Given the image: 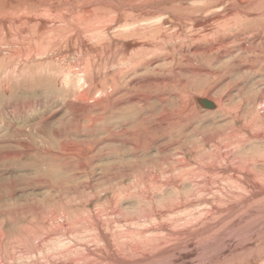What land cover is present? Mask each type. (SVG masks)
Listing matches in <instances>:
<instances>
[{
	"label": "rangeland",
	"instance_id": "obj_1",
	"mask_svg": "<svg viewBox=\"0 0 264 264\" xmlns=\"http://www.w3.org/2000/svg\"><path fill=\"white\" fill-rule=\"evenodd\" d=\"M199 2L189 1L187 8H197ZM199 14L194 12L191 16L199 18ZM240 26L209 39L216 43L210 59L206 51L200 50V55L194 56L191 50L210 49L205 39H180L176 43L168 38L162 43V50L152 45L151 57L161 60L158 67L152 68L167 72L154 77L173 75L175 87L171 85L166 91L155 87L132 91L130 94H152L151 100H145L143 110L133 106L131 96L124 94L107 101L106 96L112 91L109 87L105 94L81 97L84 89L74 91L73 85L68 88L57 73L54 74L60 79L48 72L40 76L36 70L37 76L35 69L27 67V71L10 73L11 80L9 76L7 81L1 77L5 83L0 82V264H264V184L258 177L264 175V157L258 156L264 153V131L249 125L256 112L264 114V57L259 56L264 49L245 51L242 45L250 46L253 36L242 30L254 23ZM257 45L259 42L251 46ZM181 49L183 55H192L189 59L193 68L178 62ZM117 53L106 55L99 50L90 56H96L93 61L100 65L95 70L98 88L106 87L111 77L122 70ZM167 53L176 59L172 66L171 59L165 60ZM181 67L200 75L181 71ZM3 72L0 70V76ZM158 95L173 101L167 104L171 116L177 117L186 105L188 113L182 118L186 129H181L184 132L180 126L176 130L159 128L163 117L159 115ZM205 98L216 104V110L221 103L225 112L203 108L198 99ZM82 108L85 111L80 116L72 115ZM243 127L239 136L237 131ZM147 135L149 138L143 141ZM175 162L190 166L183 174L191 180L184 179V171L172 169ZM196 172L202 176L197 178ZM247 173L251 175L249 192L237 185ZM232 207L238 210L232 212ZM201 210L206 211L202 214ZM152 238L157 241L154 243ZM140 239L143 240L139 242ZM164 252L176 257L166 260V256L160 257Z\"/></svg>",
	"mask_w": 264,
	"mask_h": 264
},
{
	"label": "bare ground",
	"instance_id": "obj_2",
	"mask_svg": "<svg viewBox=\"0 0 264 264\" xmlns=\"http://www.w3.org/2000/svg\"><path fill=\"white\" fill-rule=\"evenodd\" d=\"M189 1H198V0H0V70L4 71L0 76L4 79V81L9 80L10 73L20 72V70L24 71L29 67L30 69H35L37 73L41 76L43 73L48 72V74H53L56 78H58L57 74H60V78L64 82V85L68 88L70 86H74L73 90L82 89V95L78 92L81 97H91L95 94H105L109 88H111V94H108V99H112L114 96L125 95L131 96V101L134 102L133 106H138V108L143 110L145 100L149 101L152 99V94H130L132 91L137 93L146 87L151 88H160L163 91L168 90V88L173 85L170 75L165 78L154 77L158 75H162L166 71L162 73L160 69H154L161 64V60H158L157 57H151L153 54L151 46L158 48V50L163 49L162 43L166 41L168 38L173 41L182 40L186 42L187 40L191 41H200L205 39L209 42L210 49H204L201 47L192 48L194 56L200 55V50L206 51L209 53V59L211 55H213V51L215 50V42L213 40H209L211 37L218 36L220 33L229 30L231 27L237 25H244L249 23H254L253 27H245L242 30L243 34H252L253 43L259 42V45L252 47H245L242 45V48L245 51H260L264 49V0H200V6L197 5V8L193 5L187 8ZM197 3V2H196ZM191 4V3H190ZM140 6H143L140 8ZM199 7V8H198ZM199 14V18H195L191 16V14ZM197 17V16H196ZM241 27V26H240ZM243 27V26H242ZM223 38V37H222ZM231 38V37H230ZM247 38V37H246ZM229 39V38H228ZM239 39V38H238ZM180 40V42H181ZM218 40V39H217ZM234 40V39H233ZM250 40V38H249ZM248 40V41H249ZM176 41V43H177ZM219 41V40H218ZM223 41V40H222ZM232 41V40H231ZM247 41V42H248ZM251 41V40H250ZM172 42V41H171ZM160 43V44H158ZM166 43V42H165ZM224 43V41H223ZM242 43V42H241ZM261 43V45H260ZM171 44V43H170ZM167 45V44H166ZM170 46V45H169ZM222 46V45H221ZM175 47V46H174ZM178 47V46H177ZM169 48V47H168ZM191 48V47H189ZM188 48V49H189ZM226 48V47H225ZM238 48V47H237ZM178 49V48H177ZM222 49V48H221ZM228 49V48H227ZM230 49V48H229ZM99 50L108 54H119L121 58L118 62L121 61L122 70L118 72L116 75L114 74L106 87L98 88L99 84L97 82V76L95 74V70H97L98 66L93 61L96 56H90L92 53H98ZM190 50V51H191ZM239 50V49H238ZM181 51L179 54L178 62H182L186 65H192V60L189 57H192L191 53L186 56L183 55V49L178 50ZM232 51V50H231ZM157 52V51H156ZM159 53V52H158ZM157 53V55H159ZM161 53V52H160ZM204 54V53H203ZM211 54V55H210ZM227 54V53H226ZM225 54V55H226ZM252 54V53H251ZM171 55V54H170ZM167 53L165 54V60L171 59L169 62L170 66L176 62L174 56L170 57ZM259 55V54H258ZM218 56V55H217ZM254 56V55H253ZM262 58L264 54L259 55ZM103 57V55H102ZM221 57V56H220ZM227 57V56H226ZM115 58V57H114ZM194 58V57H193ZM251 58V57H250ZM259 58V57H258ZM99 59V58H98ZM109 59V58H108ZM252 59V58H251ZM261 59V58H259ZM203 61V60H202ZM257 61V60H256ZM108 62V61H107ZM254 62V61H252ZM114 62H112L113 64ZM166 63V62H165ZM101 64V63H100ZM105 64V63H104ZM159 64V65H158ZM106 65V64H105ZM109 65V64H108ZM181 65V64H180ZM189 65V67H190ZM231 65V64H230ZM103 66V65H102ZM116 66V65H115ZM119 66V65H118ZM154 66V68H152ZM167 66V64H166ZM161 67V66H160ZM163 67V66H162ZM193 68V65L191 66ZM252 67V66H251ZM22 68V69H21ZM28 68V69H29ZM74 68L80 69V71H74ZM119 68V67H118ZM121 68V67H120ZM171 68V67H170ZM175 68V67H174ZM183 69V67H181ZM195 68V67H194ZM115 69V68H114ZM172 69V68H171ZM189 69V68H188ZM187 69V70H188ZM99 70V69H98ZM168 70V69H167ZM180 70V69H179ZM183 69L181 71L191 72L194 75H200L197 71ZM39 71V72H38ZM107 71V70H105ZM143 71V75L141 72ZM229 71V70H228ZM31 72H33L31 70ZM104 72V71H103ZM161 72V73H160ZM169 73H174L172 70H168ZM176 72V71H175ZM179 72V71H178ZM5 73V74H4ZM22 73V72H21ZM20 73V74H21ZM57 73V74H54ZM100 73V70H99ZM107 73V72H106ZM168 73V74H169ZM177 73V72H176ZM17 74V73H16ZM15 74V75H16ZM30 74V72H29ZM27 74V75H29ZM98 74V73H97ZM149 74V75H148ZM167 74V72L165 73ZM4 75H7V77ZM14 75V74H13ZM37 75V74H36ZM37 75V76H39ZM184 75V74H183ZM186 75V74H185ZM184 75V76H185ZM9 76V78H8ZM26 76V74H25ZM101 76V75H100ZM106 76V75H105ZM165 76V75H164ZM181 78L179 75H176ZM188 76V75H187ZM17 77V76H16ZM20 77V76H19ZM24 77V76H23ZM50 77V76H49ZM210 77V76H209ZM58 78V79H60ZM100 78V77H99ZM174 78V77H173ZM175 78V80H176ZM14 79V78H13ZM11 80V78H10ZM34 80V79H33ZM180 80V79H178ZM176 80V81H178ZM182 80V79H181ZM184 80V79H183ZM222 80V79H221ZM2 82L3 84L5 82ZM198 81V80H197ZM181 82V81H180ZM179 82V83H180ZM178 83V84H179ZM177 84V85H178ZM56 85V84H55ZM204 85V83H203ZM2 86V85H1ZM7 86V85H6ZM60 86V85H59ZM181 86V85H180ZM219 86V85H218ZM9 87V86H8ZM109 87V88H108ZM175 87V85H173ZM178 87V86H176ZM2 88V87H1ZM7 89V88H5ZM72 89V88H71ZM176 89V88H175ZM178 89V88H177ZM213 89V88H212ZM180 90V89H178ZM183 90V89H182ZM215 90V89H214ZM263 90V89H262ZM110 91V90H109ZM137 91V92H136ZM189 91V90H188ZM8 92V91H7ZM76 92H74L76 94ZM170 92V91H169ZM196 92V91H195ZM239 92V91H238ZM171 93V92H170ZM189 93V92H188ZM71 94V93H70ZM78 94V95H79ZM164 94V93H163ZM180 94V93H179ZM182 94V93H181ZM184 94V93H183ZM77 95V94H76ZM77 95V96H78ZM123 95V96H124ZM168 95V94H167ZM177 95V94H176ZM203 95V93H202ZM62 96V95H61ZM98 96V95H97ZM100 96V95H99ZM72 97V96H71ZM96 97V96H95ZM204 97V96H203ZM74 98V97H73ZM99 98V97H98ZM124 98V97H123ZM129 98V97H128ZM208 98V97H207ZM219 98V97H218ZM69 99V98H68ZM76 99V96H75ZM88 100V98H86ZM85 99V100H86ZM93 99V98H92ZM101 99V98H100ZM103 99V98H102ZM174 99V98H173ZM181 99V98H179ZM195 99V97H194ZM80 100V99H79ZM78 100V102H79ZM97 100V99H96ZM117 100V99H116ZM176 100V99H175ZM205 100H208L205 98ZM70 102V100H68ZM89 101V100H88ZM94 101V100H93ZM156 101L160 104L161 112L160 116L163 119L159 120V128H169L171 130H176L177 127L180 126L181 130L184 129V123L182 122V118L185 116V113H188L186 105L183 106L182 112L180 114H176L177 117L171 116L167 110V104L173 102L169 98L164 97L163 95H158L156 97ZM183 101V100H182ZM210 101V100H208ZM255 101V100H254ZM81 102V101H80ZM181 102V101H180ZM214 107L216 108V104L210 101ZM250 102V101H249ZM68 102H66L67 104ZM82 103V102H81ZM185 103V102H184ZM259 103V102H258ZM65 104V105H66ZM70 104V103H69ZM75 104V103H74ZM84 104V103H83ZM102 104V103H101ZM150 104V103H149ZM194 104V103H193ZM196 104V103H195ZM81 105V104H80ZM179 105V102H178ZM228 105V104H227ZM73 106V105H72ZM79 106V105H78ZM84 106V105H83ZM87 106V105H86ZM101 106V105H100ZM75 106H73L74 108ZM135 107V108H136ZM173 107V105H172ZM68 108V107H67ZM79 108V107H77ZM75 108V109H77ZM96 108V106L94 107ZM119 108V107H118ZM124 108V107H123ZM156 108V107H154ZM230 108V106H229ZM264 108V107H263ZM150 109V106H149ZM195 109V108H194ZM211 109V110H213ZM220 109V110H219ZM111 110V109H110ZM131 110V109H130ZM216 110V109H215ZM225 112V108L222 107L220 103V107L215 111ZM85 111V108L78 109L77 111H73L72 115L80 116L82 112ZM94 111V110H93ZM113 111V110H112ZM138 111V110H137ZM154 111V110H153ZM173 111V110H172ZM88 112V110H87ZM207 112V111H206ZM220 112V113H221ZM123 113V112H122ZM209 113V112H208ZM215 113V114H216ZM89 114V113H88ZM93 114V113H92ZM117 114V113H116ZM132 114V113H131ZM251 114V113H250ZM256 112V117H254L250 124L256 128H259L260 131L264 129V114H260ZM69 115V113H68ZM87 115V113H86ZM113 115V114H112ZM155 115V114H154ZM151 116L149 119H152ZM158 115V116H159ZM258 115V117H257ZM95 116V115H94ZM86 117V116H85ZM80 118V117H79ZM240 118V116H239ZM99 119V118H96ZM115 119V118H114ZM117 119V118H116ZM187 119V118H186ZM74 121V120H73ZM92 121V120H91ZM101 121V120H100ZM61 122V121H60ZM93 122V121H92ZM106 122V121H105ZM71 123V122H70ZM94 123V122H93ZM156 123V122H155ZM183 123V124H181ZM236 123V122H235ZM246 123V122H245ZM60 124V123H59ZM66 124V123H65ZM69 124V123H68ZM80 124V123H78ZM82 124V123H81ZM107 124V123H106ZM113 124V123H112ZM130 124V122L128 123ZM233 124V123H232ZM76 125V124H75ZM109 125V124H108ZM126 125V123H125ZM236 125V124H235ZM245 125V124H244ZM71 126V125H70ZM96 126V125H95ZM114 126V125H113ZM139 125H137L138 127ZM184 126V127H183ZM229 126V125H228ZM232 126V125H231ZM234 126V125H233ZM248 126V125H247ZM22 127V126H21ZM134 127V126H133ZM151 127V126H150ZM156 127V125H155ZM250 127V126H249ZM53 128V127H52ZM104 128V127H103ZM107 128V127H105ZM110 128V126H109ZM153 129V127H151ZM233 128V127H232ZM244 128V127H243ZM239 131L245 130V128ZM54 129V128H53ZM52 129V130H53ZM94 129V128H93ZM130 129V128H128ZM134 129V128H133ZM132 129V130H133ZM136 129V128H135ZM186 129V128H185ZM231 129V128H230ZM237 129V128H236ZM262 129V132L264 131ZM69 130V129H68ZM77 130V129H76ZM113 130V128H112ZM119 130V129H118ZM27 131V130H26ZM54 131V130H53ZM63 131V130H62ZM66 131V130H65ZM107 131V130H106ZM129 131V130H128ZM183 130H181L182 132ZM232 131V129H231ZM246 131L247 127H246ZM258 131V130H257ZM71 132V130H70ZM73 132V131H72ZM139 132V131H138ZM150 132V131H149ZM179 132V131H178ZM177 132V133H178ZM184 132V131H183ZM236 132V133H237ZM20 133V132H19ZM74 133V132H73ZM109 133V132H108ZM151 133V132H150ZM15 134V133H14ZM42 134V133H41ZM53 134V133H52ZM69 134V133H68ZM128 134V133H127ZM146 134V133H145ZM182 134V133H181ZM261 134V133H258ZM257 134V137L259 136ZM47 135V134H46ZM58 135V134H57ZM232 135V134H231ZM252 135V134H251ZM256 135V134H255ZM95 136V135H94ZM230 136V135H229ZM233 136H237L233 133ZM60 137V136H59ZM139 137V136H138ZM232 137V136H230ZM233 137V138H235ZM238 137V136H237ZM236 137V138H237ZM256 137V136H255ZM45 138V137H44ZM48 138V137H47ZM62 138V137H61ZM132 138V137H131ZM147 135L144 137L143 141L148 139ZM204 138V137H203ZM243 138V137H242ZM248 138V137H247ZM259 138V137H258ZM60 139V138H59ZM125 140V138H124ZM137 140V138H136ZM201 141V139H200ZM239 141V140H238ZM237 141V142H238ZM245 141H247L245 139ZM172 142V141H171ZM242 142V141H241ZM27 143V142H26ZM125 143V142H124ZM235 143V142H234ZM128 144V143H127ZM241 144V143H240ZM244 144V143H243ZM25 145V144H24ZM202 145V144H201ZM200 145V146H201ZM30 148V146H28ZM121 147V146H120ZM138 147V146H137ZM203 147V146H202ZM257 147V146H256ZM255 148V147H254ZM240 149V148H239ZM167 150V149H166ZM261 150V149H260ZM259 150V151H260ZM71 151V150H70ZM131 151V150H130ZM181 151V150H180ZM263 151V150H262ZM261 151V152H262ZM69 152V151H68ZM223 153V152H222ZM259 154V153H258ZM75 155V154H74ZM221 155V154H220ZM218 156V155H217ZM258 156L264 157V153L259 154ZM68 157V156H67ZM76 157V156H75ZM183 157V156H182ZM217 158V157H216ZM252 158V157H251ZM78 159V158H77ZM211 159V158H209ZM248 159V158H247ZM66 160V159H65ZM68 160V159H67ZM149 160V159H148ZM159 160V159H158ZM205 160V159H204ZM183 161V160H182ZM181 161V162H182ZM215 161V160H214ZM213 161V162H214ZM245 161V160H244ZM250 161V160H249ZM252 161V160H251ZM257 161V160H256ZM255 161V162H256ZM181 162H175L173 164L172 169L175 171H184L185 173L189 165L182 164ZM220 162V161H219ZM254 162V163H255ZM262 162V161H261ZM65 163V162H64ZM173 163V162H172ZM240 163V162H239ZM263 163V162H262ZM67 164V162H66ZM65 164V165H66ZM80 164V163H79ZM206 164V163H205ZM228 164V163H227ZM251 164V163H250ZM247 162V165H250ZM253 164V163H252ZM259 164V163H258ZM64 165V167H66ZM71 165V164H70ZM207 165V164H206ZM254 165V164H253ZM252 165V166H253ZM200 166H203L200 165ZM209 166V165H208ZM214 166V165H213ZM190 167V166H189ZM204 167V166H203ZM202 167V168H203ZM239 167V166H238ZM246 167V165H245ZM250 167V166H249ZM254 167V166H253ZM207 168H210L207 167ZM213 168V167H212ZM215 168V167H214ZM225 168V167H223ZM255 168V167H254ZM263 168V167H262ZM67 169V168H66ZM80 169V168H79ZM233 168H231L232 170ZM240 169V167L238 168ZM257 169H259L257 167ZM256 169V170H257ZM172 170V171H173ZM241 170V169H240ZM251 170V169H250ZM253 170V169H252ZM251 170V171H252ZM196 171V170H195ZM198 171V170H197ZM201 171V170H200ZM209 171V170H208ZM223 170L221 169V172ZM227 171V169H226ZM228 171H230L228 169ZM255 170H253L254 172ZM258 171V170H257ZM193 172V169H191ZM190 172V173H191ZM202 172V171H201ZM233 172V171H231ZM259 172V171H258ZM264 172V171H263ZM121 173V172H119ZM155 173V172H154ZM191 173V174H192ZM203 173V172H202ZM229 173V172H228ZM243 174L242 172H240ZM167 174V173H166ZM165 174V175H166ZM169 174V172H168ZM180 174V175H182ZM214 174V172H213ZM223 174V172H222ZM256 174V173H255ZM260 174V173H259ZM262 174V173H261ZM261 176L260 181L264 184V175ZM135 175V174H134ZM175 175V174H174ZM196 177L199 175L196 172ZM201 175V174H200ZM199 175V176H200ZM205 175V174H204ZM210 175V174H209ZM212 175V174H211ZM210 175V176H211ZM227 175V174H224ZM144 176V175H143ZM156 176V175H155ZM184 176V174L182 175ZM193 176V175H192ZM202 176V175H201ZM200 176V177H201ZM207 175H205L206 177ZM188 177V176H186ZM184 176V179L186 178ZM199 177V178H200ZM204 177V178H205ZM215 177V176H213ZM225 177V176H223ZM229 177V175H228ZM153 178V177H152ZM189 178V177H188ZM191 178V177H190ZM189 178V180H191ZM198 178V177H197ZM208 178V177H207ZM210 178V177H209ZM208 178V179H209ZM212 178V177H211ZM216 178V177H215ZM222 178V177H221ZM220 178V180H221ZM236 178V177H235ZM238 178V177H237ZM244 180L237 181L238 188L240 190H249L250 187V178L251 175L244 174L242 177ZM254 178V177H253ZM151 179V178H150ZM183 179V180H184ZM233 179V178H232ZM259 179V178H258ZM144 180V179H143ZM156 180V179H154ZM153 180V181H154ZM188 180V181H189ZM193 180V179H192ZM223 180V179H222ZM229 180V179H228ZM237 180V179H235ZM253 180V179H252ZM168 180H166L167 182ZM185 181V180H184ZM202 181V180H201ZM212 181V179H211ZM210 182V181H209ZM228 182H232L231 180ZM151 182H149L150 184ZM157 183V182H156ZM159 183V182H158ZM181 183V182H180ZM185 183V182H184ZM201 183V182H200ZM214 181H212L213 185ZM254 183V182H253ZM259 183V182H258ZM144 184V183H143ZM148 184V186H149ZM160 184V183H159ZM162 184V183H161ZM232 184V183H228ZM257 184V183H256ZM146 185V184H145ZM142 185V186H145ZM152 185V184H151ZM178 185V184H177ZM181 185V184H180ZM183 185V184H182ZM203 185V184H202ZM206 185V183L204 184ZM210 185V186H211ZM252 186V185H251ZM263 186V185H262ZM261 186V187H262ZM154 187V185H153ZM214 187V186H211ZM231 187V185H230ZM264 187V186H263ZM52 188V187H51ZM143 188V187H142ZM148 188V187H146ZM150 188V187H149ZM156 188V187H155ZM180 188V187H179ZM198 188V187H197ZM210 188V187H209ZM227 188V187H226ZM252 188V187H251ZM212 189V188H211ZM218 189V188H217ZM224 189V188H223ZM257 189V188H256ZM145 190V189H144ZM220 190V189H219ZM228 190V188H227ZM237 190V189H236ZM239 190V191H240ZM258 190H260L258 188ZM257 190V191H258ZM264 190V189H263ZM51 191V190H50ZM49 191V192H50ZM178 191V190H177ZM146 192V191H145ZM150 192V191H149ZM208 192V191H207ZM210 192V191H209ZM213 192V191H212ZM249 192V191H248ZM254 192H256L254 190ZM261 192V191H260ZM206 193V192H205ZM227 193V192H226ZM233 193V190H232ZM236 193V192H235ZM203 194V192H202ZM213 194V193H212ZM244 194V193H243ZM257 194V193H256ZM261 194H264L261 192ZM223 195V194H221ZM227 195V194H226ZM236 195V194H235ZM232 195V196H235ZM252 195V194H251ZM254 195V194H253ZM259 195V194H258ZM257 195V196H258ZM182 196V195H181ZM204 196V195H203ZM207 196V195H205ZM219 196V194H218ZM237 196V195H236ZM249 196V195H248ZM263 196V195H262ZM209 197V196H207ZM205 197V198H207ZM211 197V196H210ZM217 197V196H215ZM214 197V198H215ZM224 197V196H223ZM228 197V196H227ZM226 197V198H227ZM240 197V196H239ZM246 197V196H245ZM254 197V196H253ZM179 198V197H178ZM204 198V199H205ZM236 198V197H235ZM258 198V197H256ZM210 199V198H207ZM216 199V198H215ZM219 198H217L218 200ZM253 199V198H252ZM255 199V198H254ZM259 199V198H258ZM229 200V199H228ZM240 200V198H239ZM243 200V199H242ZM205 201V200H204ZM209 201V200H208ZM219 201H221L219 199ZM231 201V200H229ZM244 201V200H243ZM259 201V200H258ZM207 202V201H206ZM224 202V201H222ZM221 202V203H222ZM238 202V201H237ZM244 204H248L245 203ZM252 202V201H251ZM208 203V202H207ZM215 203V201H214ZM217 203V201H216ZM225 203V202H224ZM228 203V202H226ZM225 203V204H226ZM241 203V200H240ZM250 203V202H249ZM258 203V202H257ZM178 204V203H177ZM210 204V202H209ZM232 204V203H231ZM238 204V203H237ZM242 204V203H241ZM254 204V203H253ZM212 205V204H211ZM210 205V206H211ZM219 205V204H217ZM235 205V204H233ZM179 206V205H178ZM188 206V205H187ZM206 206V205H205ZM214 206V205H212ZM221 206V205H220ZM242 207L241 205H239ZM216 207V206H215ZM248 208H251L247 206ZM179 208V207H178ZM177 208V209H178ZM201 208V207H200ZM206 208V207H205ZM211 208V207H210ZM209 205L207 209H210ZM218 208V207H217ZM216 208V209H217ZM221 208V207H220ZM238 208V207H237ZM236 207L230 208L233 212ZM247 208V209H248ZM255 208V207H254ZM190 209V208H189ZM253 209V208H251ZM260 209V208H259ZM256 210L257 213L260 210ZM192 210V209H191ZM189 210V211H191ZM211 210H214L212 208ZM250 210V209H249ZM173 211V210H172ZM182 211V210H181ZM180 211V212H181ZM204 211V210H203ZM201 210V213L203 212ZM217 211V210H216ZM219 211V209H218ZM246 211V206H245ZM251 211V210H250ZM253 211V210H252ZM251 211V212H252ZM263 211V210H262ZM208 212V210H207ZM214 212V211H212ZM184 213V212H183ZM201 213L199 215H201ZM217 213V212H216ZM221 213V212H220ZM219 213V214H220ZM235 213V212H234ZM248 213V211L246 212ZM254 213V212H253ZM252 213V214H253ZM209 214V213H207ZM238 214V213H236ZM260 214V213H259ZM171 215V214H170ZM195 215V214H194ZM193 215V216H194ZM198 217H201L199 216ZM205 215V214H204ZM213 215V214H212ZM218 215V213H217ZM227 216L229 214H226ZM174 216V214H173ZM179 216V215H177ZM214 216V215H213ZM230 216V215H229ZM252 216V215H251ZM171 217V216H170ZM180 217V216H179ZM203 217V216H202ZM206 217V215H205ZM209 217V216H208ZM221 217L225 216L221 215ZM220 217V218H221ZM232 217V216H231ZM175 218V216H174ZM192 218V217H191ZM195 218V217H194ZM218 218V216H217ZM227 218V217H226ZM230 218V217H229ZM245 218V217H244ZM247 218V217H246ZM196 219V218H195ZM202 219V218H201ZM200 219V220H201ZM206 219V218H205ZM210 219V218H208ZM242 219V218H241ZM193 220V219H192ZM203 220V219H202ZM214 220V219H213ZM212 220V221H213ZM220 220V219H219ZM207 219L205 220V222ZM210 220H208L209 222ZM216 221V219H215ZM241 221V220H240ZM239 221V222H240ZM179 222V220H178ZM204 221H202L203 223ZM204 222V223H205ZM207 222V223H208ZM218 223V222H216ZM215 223V224H216ZM174 224V223H173ZM178 224V223H177ZM183 224V223H182ZM212 224V223H211ZM210 224V225H211ZM235 226V225H234ZM162 227V226H161ZM165 227V226H164ZM163 227V228H164ZM222 227V226H221ZM225 227V226H224ZM236 227V226H235ZM238 227V226H237ZM181 228V227H180ZM193 228V227H192ZM200 228V227H199ZM219 228V227H218ZM230 228V227H229ZM233 228V226H232ZM166 229V228H165ZM178 229V228H177ZM98 230V229H97ZM171 231V230H169ZM165 232V231H164ZM174 232V231H173ZM172 232V233H173ZM189 232V231H188ZM192 232V231H191ZM177 233V232H176ZM175 233V234H176ZM144 234V233H143ZM149 234V233H147ZM157 234V233H156ZM181 234V233H179ZM185 234V233H183ZM201 234V233H200ZM136 235V234H135ZM150 235V234H149ZM160 235V234H159ZM164 235V234H163ZM182 235V234H181ZM197 235V234H196ZM132 236V233H131ZM138 236V234H137ZM162 236V235H160ZM165 236V235H164ZM179 236V235H178ZM195 236V234H194ZM135 240V236H132ZM157 237V236H156ZM168 237V235H167ZM138 238V237H137ZM141 238V237H140ZM177 238V237H176ZM182 238V237H181ZM180 238V240H181ZM160 239V237H159ZM170 239V238H169ZM174 239V238H173ZM133 240V239H132ZM143 240V239H142ZM140 239L137 242L142 241ZM183 240V239H182ZM220 240V239H219ZM151 241L154 243L157 240L152 238ZM122 242V241H121ZM136 242V240H135ZM138 242V243H139ZM172 242V241H171ZM213 243V242H211ZM215 243V242H214ZM213 243V245H214ZM218 242H216L217 244ZM210 244V243H208ZM86 245V244H84ZM131 244H129L130 246ZM133 245V244H132ZM131 245V246H132ZM147 245V244H145ZM144 245V247H145ZM155 245V244H154ZM123 246V245H122ZM151 246V245H150ZM205 246V245H204ZM211 246V245H210ZM178 247V246H177ZM206 247V246H205ZM221 247V246H220ZM151 248V247H150ZM180 248V247H179ZM178 248V250H179ZM125 249V248H124ZM154 249V248H153ZM177 249V248H176ZM181 249V248H180ZM186 249V248H185ZM226 249V248H222ZM221 249V250H222ZM231 249V248H230ZM127 250V249H126ZM160 250V248H159ZM138 251V250H137ZM185 251V250H184ZM220 251V250H219ZM231 251V250H230ZM176 252V251H175ZM88 253V252H87ZM133 253V252H132ZM169 252H164L160 257H165L166 260L172 257H168ZM184 253V252H183ZM261 253V252H260ZM180 254V253H179ZM259 255V254H258ZM171 256V255H170ZM176 257V255H174ZM189 257V256H188ZM187 258V257H186ZM225 258V257H224ZM181 259V258H180ZM179 259V260H180ZM256 259V258H255ZM263 259V257H262ZM261 259V260H262ZM113 260V258H112ZM114 261V260H113ZM163 262V261H162ZM262 262H264L262 260ZM117 263V261H116ZM172 264V262H171ZM247 264V263H246Z\"/></svg>",
	"mask_w": 264,
	"mask_h": 264
},
{
	"label": "water",
	"instance_id": "obj_3",
	"mask_svg": "<svg viewBox=\"0 0 264 264\" xmlns=\"http://www.w3.org/2000/svg\"><path fill=\"white\" fill-rule=\"evenodd\" d=\"M198 103L205 109H213L214 105L205 99H198Z\"/></svg>",
	"mask_w": 264,
	"mask_h": 264
}]
</instances>
